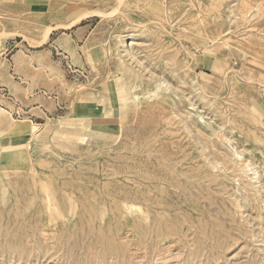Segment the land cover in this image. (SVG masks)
Returning a JSON list of instances; mask_svg holds the SVG:
<instances>
[{
  "label": "rangeland",
  "instance_id": "374dc122",
  "mask_svg": "<svg viewBox=\"0 0 264 264\" xmlns=\"http://www.w3.org/2000/svg\"><path fill=\"white\" fill-rule=\"evenodd\" d=\"M47 50L62 108L0 99V264H264V0H0V75Z\"/></svg>",
  "mask_w": 264,
  "mask_h": 264
},
{
  "label": "crops",
  "instance_id": "0c3cea01",
  "mask_svg": "<svg viewBox=\"0 0 264 264\" xmlns=\"http://www.w3.org/2000/svg\"><path fill=\"white\" fill-rule=\"evenodd\" d=\"M45 58L46 60L43 62L39 61L37 57L36 62L32 63L33 67L30 66L29 68V94L20 86L21 84L16 82V78L14 80L8 79L5 70L2 69L0 75V99L8 100L7 92H11V90L16 92L24 103L23 107L26 110L29 109L27 113L33 123L49 119L62 108L60 103L50 96L51 90H53V83L52 75L49 71V50L45 52ZM17 66H19L18 63ZM98 116V114L94 115L93 118Z\"/></svg>",
  "mask_w": 264,
  "mask_h": 264
},
{
  "label": "bare ground",
  "instance_id": "6f19581e",
  "mask_svg": "<svg viewBox=\"0 0 264 264\" xmlns=\"http://www.w3.org/2000/svg\"><path fill=\"white\" fill-rule=\"evenodd\" d=\"M218 170V169H217Z\"/></svg>",
  "mask_w": 264,
  "mask_h": 264
}]
</instances>
